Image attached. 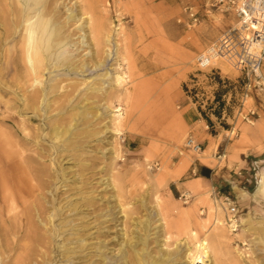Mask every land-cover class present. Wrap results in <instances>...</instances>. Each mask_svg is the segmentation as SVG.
Here are the masks:
<instances>
[{"label":"rangeland","instance_id":"rangeland-1","mask_svg":"<svg viewBox=\"0 0 264 264\" xmlns=\"http://www.w3.org/2000/svg\"><path fill=\"white\" fill-rule=\"evenodd\" d=\"M6 1L0 264H126L121 252L127 259L131 251L144 264H191L203 240L209 246L202 264H263L264 71L255 79L222 60L204 69L195 64L235 24L234 13L215 0H42L35 13L43 8L41 20L52 19L58 30L53 26L48 51L44 34L31 33L42 60L30 67L28 35L19 26L35 13L23 1ZM206 7L219 16L207 17ZM187 107L219 139V174L177 173L201 154L185 144L188 137L199 142L182 115ZM13 151L28 171L20 184L28 193H12ZM224 196L238 210L235 232L225 224Z\"/></svg>","mask_w":264,"mask_h":264},{"label":"built area","instance_id":"built-area-1","mask_svg":"<svg viewBox=\"0 0 264 264\" xmlns=\"http://www.w3.org/2000/svg\"><path fill=\"white\" fill-rule=\"evenodd\" d=\"M215 5L221 10H231L236 22L195 56L197 68L204 69L222 60L241 74L252 75L255 79L262 78L264 0H215ZM185 144L195 153L202 151L200 142L192 137H188ZM180 197L186 200L188 193L184 192ZM223 201L226 205L225 224L230 232H235L240 225L238 210L228 196H224Z\"/></svg>","mask_w":264,"mask_h":264},{"label":"bare ground","instance_id":"bare-ground-1","mask_svg":"<svg viewBox=\"0 0 264 264\" xmlns=\"http://www.w3.org/2000/svg\"><path fill=\"white\" fill-rule=\"evenodd\" d=\"M23 1V3H24V9L27 11V10H31V11H33L34 13H35V11H39V10H36V6L38 5L39 6V4H41V1L42 0H20V2H22ZM8 2V0L6 1V3ZM14 2V1H13ZM50 2V1H49ZM8 3H10V2H8ZM16 3H18V2H16ZM11 5H12V2L10 3ZM18 4H20V3H18ZM22 4V3H21ZM45 4V3H44ZM43 4V5H44ZM15 5V4H14ZM13 5V6H14ZM38 6H37V8H38ZM45 6V5H44ZM17 7V6H16ZM20 7L22 8V6L20 5ZM41 7H43L42 6V4H41ZM48 7V6H47ZM1 8V7H0ZM3 8V7H2ZM10 8V7H9ZM18 8V7H17ZM49 8V7H48ZM47 8V9H48ZM51 9H52V7H50ZM47 9H45V10H47ZM50 9V10H51ZM2 10V9H1ZM12 10V9H11ZM10 10V11H11ZM42 10H43V8H41V12L40 13H35L34 15H29V14H27V15H25V17L23 18L24 19V26H19V27H24V30H25V32L27 33V37H25L26 38V41H25V43H24V47H23V45H22V47H23V49H24V51H25V54H26V56H27V58L29 59V60H31L32 61V63H31V65H30V67L31 66H33V65H35V62L37 63V61L39 60V61H41L42 59H40L41 57L39 56V52H38V48H41V42L39 41V38L37 39V38H31V33L33 34V33H38V32H40L42 35L44 34V44H43V47H45L44 49L45 50H47L48 51V49H49V47H51V37H52V33H54V30H55V28L54 27H56V26H54V25H52V19L49 21H43V20H41V18H42V14H44L46 11H44V13L42 12ZM49 10V11H50ZM3 11V10H2ZM9 11V12H10ZM48 11V10H47ZM25 12V11H24ZM51 12V11H50ZM12 13H13V11H12ZM23 13V12H22ZM21 13V14H22ZM53 13V12H52ZM4 15V11H3V13H1L0 14V16L1 15ZM6 14V13H5ZM16 14V13H15ZM25 14V13H24ZM32 14V13H31ZM45 14H47V12L45 13ZM54 14V13H53ZM52 14V17L51 18H53L54 16H55V14L53 15ZM2 15V17L4 18L5 16H3ZM50 15V14H49ZM17 16V15H16ZM46 16V15H45ZM51 16V15H50ZM47 17V16H46ZM49 17V16H48ZM17 18H20L21 19V17H17ZM10 19V18H9ZM22 19V20H23ZM44 19V18H43ZM49 19H50V17H49ZM1 20H4V19H1ZM15 20V19H14ZM13 20V21H14ZM54 20V19H53ZM10 21V20H9ZM17 21V20H16ZM15 21V22H16ZM12 22V21H11ZM14 22V23H15ZM17 23H18V21H17ZM17 23H15V24H12V25H16ZM55 23V22H54ZM1 24V23H0ZM3 24V23H2ZM19 24V23H18ZM20 24H21V22H20ZM57 24V23H56ZM55 24V25H56ZM4 25H5V21H4ZM58 25V24H57ZM54 26V27H53ZM13 27V26H12ZM3 28H5V27H3ZM6 28H7V26H6ZM5 28V29H6ZM18 28V27H17ZM60 28V27H59ZM8 29V28H7ZM23 29V28H22ZM37 29V30H36ZM56 29L58 30V28L56 27ZM61 29H62V27H61ZM8 31H9V29H8ZM8 31H6V32H8ZM18 31H19V29H18ZM13 32V31H12ZM25 32H22V33H25ZM55 32H58V31H55ZM11 33V32H10ZM14 33V32H13ZM15 33H17V32H15ZM21 33V34H22ZM12 34V33H11ZM11 34H10V36H11ZM20 34V33H19ZM20 34V35H21ZM61 34V33H60ZM6 36H7V34H5ZM4 35V36H5ZM38 35V34H37ZM57 35V34H56ZM5 36V37H6ZM12 36H13V34H12ZM23 36H24V34H23ZM22 36V37H23ZM3 38V37H2ZM24 38V37H23ZM43 38V37H42ZM54 38H55V35H54ZM56 39V38H55ZM1 40H3V39H1ZM53 40V39H52ZM65 41V40H64ZM23 42V41H22ZM21 42V43H22ZM55 42H57L56 40H55ZM76 43V42H75ZM14 47V46H13ZM53 47V46H52ZM103 47V46H102ZM110 49V48H109ZM108 49V50H109ZM11 50V49H10ZM12 51V50H11ZM40 51V50H39ZM42 51V50H41ZM57 51V50H56ZM45 52V51H44ZM10 53H12V52H10ZM18 53H19V51H18ZM21 54H23V53H20V55ZM41 54V53H40ZM112 49L108 52V54H106V55H108V56H111L112 57ZM66 55V54H65ZM68 55V54H67ZM66 55V56H67ZM20 57L19 56V54L18 55H16V57ZM54 56H55V54H54ZM53 56V57H54ZM46 57V56H45ZM65 57V56H64ZM68 57H69V55H68ZM68 57H66V58H68ZM100 57H101V53H100ZM9 58V57H8ZM48 58V57H47ZM46 58V59H47ZM49 59V58H48ZM60 59V58H59ZM20 60V59H19ZM104 60V59H103ZM12 61V60H11ZM15 61V60H14ZM13 61V62H14ZM18 61V60H17ZM39 61H38V63H39ZM46 61V60H45ZM16 62V61H15ZM47 62V61H46ZM46 62H44L45 64H47ZM99 62V61H98ZM17 63V62H16ZM103 63V61L101 62V60H100V63H99V65L100 64H102ZM18 64V63H17ZM40 64H41V62H40ZM58 64V63H57ZM60 64V63H59ZM58 64V65H59ZM19 65H21V63L19 64ZM19 65H17L18 67H19ZM44 65V64H43ZM44 67H45V65H44ZM46 67H48V66H46ZM35 68V67H34ZM33 69V68H32ZM26 70H28V69H26ZM35 72V71H34ZM32 74V73H31ZM34 74V73H33ZM17 75V74H16ZM38 75V74H37ZM27 76V75H26ZM33 76V75H32ZM36 78V77H35ZM32 79V78H31ZM38 80V79H37ZM28 82V81H27ZM32 82H36V81H32ZM37 82H39V81H37ZM33 84V83H32ZM36 84H38V83H35V85ZM41 84V83H40ZM35 85H33V86H35ZM39 85V84H38ZM32 86V85H31ZM24 87H22L21 89H23ZM31 88V87H30ZM20 89V88H19ZM32 89V88H31ZM30 89V90H31ZM26 90V89H25ZM24 90V91H25ZM33 90V89H32ZM36 91V90H35ZM20 92V91H19ZM26 92V91H25ZM24 92V93H25ZM21 93H22V91H21ZM32 94V93H31ZM39 94V93H38ZM22 95H23V93H22ZM25 96H27V95H25ZM39 96V95H38ZM30 97V96H29ZM24 99H26V98H24ZM31 99H34V94H32L31 95ZM30 101V100H29ZM35 102V101H34ZM33 104V103H32ZM59 140V139H58ZM23 151V150H22ZM10 152V151H9ZM14 152V151H13ZM24 153V152H23ZM10 154V153H9ZM13 155H14V161H13V164H12V180H13V184H14V192H12V193H16V194H19L20 192H27L28 193V191H29V188H27V187H25V188H22L21 189V182H23V183H25L26 182V177H27V174H28V171H26L25 170V168L20 164V162L19 161H17L16 160V156L18 155L16 152H14L13 153ZM10 156V155H9ZM8 157V156H7ZM11 157V156H10ZM23 158H25V161H27V162H29V160H32L33 159V157H31L30 155H24L23 156ZM9 159H11V158H9ZM12 163V162H11ZM29 166V165H28ZM30 167V166H29ZM7 169V168H6ZM35 170V169H34ZM31 171V170H30ZM34 173H35V171H33ZM38 172H39V170H38ZM37 172V173H38ZM41 172V171H40ZM1 175H3V174H1ZM7 175V174H6ZM5 175V176H6ZM35 175V174H34ZM30 176V175H29ZM36 176V175H35ZM41 176V175H40ZM4 177V176H3ZM5 178V177H4ZM6 178H7V176H6ZM31 178V177H30ZM34 179V178H33ZM32 180V179H31ZM39 180V179H38ZM3 181H5V180H3ZM7 181V183H8V181L9 180H6ZM2 183H4V182H2ZM6 183V182H5ZM6 185V184H5ZM9 185V184H8ZM258 191H264V176H261V178H260V180H259V183H258ZM11 192V191H10ZM6 193V192H5ZM8 194H9V192H8ZM10 195V194H9ZM13 195V194H12ZM12 195H10V197L12 196ZM8 196V195H7ZM35 197V196H34ZM5 198H7L6 197V194H5ZM12 198V197H11ZM17 199V198H16ZM8 200V199H7ZM34 200V199H33ZM34 202H35V200H34ZM36 205V204H35ZM27 208H25V210H24V214H25V216H27L28 217V215H30V214H28L29 212L28 211H30V210H28V206H26ZM39 209V208H38ZM8 216V215H7ZM31 216V215H30ZM32 218V217H31ZM29 222H30V220H29ZM30 229V228H29ZM217 231V230H216ZM263 231V230H262ZM25 232H27V231H25ZM24 232V233H25ZM220 234H222L221 232H220ZM132 235V234H131ZM218 235V234H217ZM223 235V234H222ZM264 235V234H263ZM140 236V235H139ZM218 236H221V235H218ZM223 238V237H222ZM221 240V239H220ZM219 240V241H220ZM207 240H203L202 242H200L198 245H197V248H196V252H195V255L192 257V262H191V264H196V263H200V264H202L203 262H204V257L206 256V253H207V249L206 248H208L206 245H208L207 243L208 242H206ZM223 241V240H222ZM1 242V241H0ZM239 243V242H238ZM131 246V245H130ZM209 246V245H208ZM26 247V246H25ZM21 248V247H20ZM129 251V250H128ZM134 253H136V252H130V254L129 255H127L128 256V258L126 259L125 258V256L123 255V252H121V254H122V257L124 258L123 260H124V262L126 263V264H144V262H145V260L144 261H142V257L140 256V257H137L136 256V254H134ZM119 254V253H118ZM117 253H116V255H118ZM140 255V254H139ZM115 256V255H114ZM151 257V256H150ZM112 259V258H111ZM159 259V258H158ZM262 259V258H261ZM112 260H115V259H112ZM157 260V259H156ZM160 260V259H159ZM263 261V260H262ZM115 262V261H114ZM149 262H151L150 260H149ZM69 263V262H68ZM155 263H156V261H155ZM146 264V263H145ZM263 264H264V262H263Z\"/></svg>","mask_w":264,"mask_h":264},{"label":"crops","instance_id":"crops-1","mask_svg":"<svg viewBox=\"0 0 264 264\" xmlns=\"http://www.w3.org/2000/svg\"><path fill=\"white\" fill-rule=\"evenodd\" d=\"M210 4L214 5V1H211ZM202 11H206L204 13L207 17L210 16L211 12H213L216 16H219L220 14L217 8L214 10L206 7L202 9ZM195 113L194 108L187 107L183 111L182 115L185 116L186 124L193 130V135L202 144L203 149L198 157L197 164L190 161L187 164L181 165L177 168V173L182 174L186 171H190L192 174H196L197 178L203 179L210 174L220 173L222 167L220 162L222 155L216 153L219 143L217 135L210 134L206 129V124H204L201 120L196 119ZM239 165L244 166V162H239Z\"/></svg>","mask_w":264,"mask_h":264},{"label":"trees","instance_id":"trees-1","mask_svg":"<svg viewBox=\"0 0 264 264\" xmlns=\"http://www.w3.org/2000/svg\"><path fill=\"white\" fill-rule=\"evenodd\" d=\"M218 81H221V80L218 78ZM215 99H216L217 101L220 100V93H219V92H216ZM222 103H223V102H221L220 104H222ZM213 113H214L217 117H219V115H220V112H219L218 109H215V110L213 111ZM206 119H207L209 125H211V120H210L208 117H206ZM210 132H211L212 134L215 133L214 130H212V129L210 130ZM203 175H208V174H203Z\"/></svg>","mask_w":264,"mask_h":264}]
</instances>
